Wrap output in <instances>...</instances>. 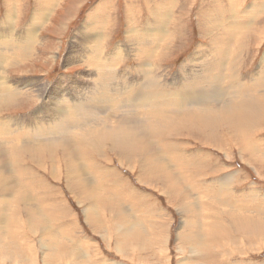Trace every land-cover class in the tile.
<instances>
[{
    "label": "rangeland",
    "instance_id": "obj_1",
    "mask_svg": "<svg viewBox=\"0 0 264 264\" xmlns=\"http://www.w3.org/2000/svg\"><path fill=\"white\" fill-rule=\"evenodd\" d=\"M109 1L113 3L114 7L106 6L108 11H106L105 17L108 15L110 21L115 24L112 25V32L111 27L103 32L106 37L111 33L106 45L108 52L127 40L129 26V21L126 18L127 5L137 9L134 18L135 28L136 24L144 25V28L146 23L154 24L153 19L146 13L145 8L148 7L146 0H62L57 7L58 10L50 16L47 26L38 33L42 39V45L37 47L36 58L32 60L33 63H27L17 69H10L9 76L12 79L27 77L31 82L22 81L23 85L28 83L32 85V88L37 84L40 87L52 88L59 79H76L75 77L80 75L82 71H86L87 66L81 62L68 64V66L64 65L68 48L76 40L80 30L90 28L89 20L98 10V7L106 2L109 3ZM216 1L195 0L194 5L190 6L185 0H179L178 7L173 8L171 6L170 12L168 6L165 8V11L171 14L168 30L179 42L170 50L166 58L157 60V64H162L161 70L158 72L164 75L162 83L172 89H175L174 84L171 85V82L174 81L173 78L181 72L185 65H190L188 67L190 69H196L190 84L194 83L195 80H203L204 77L210 75L211 78L208 79L207 84H210L211 88H215L218 86L217 83H214L217 78L216 74L225 75L223 73H227L228 76L232 77L235 81H233V85L239 86V88L237 90L231 89L229 97L226 93H222V97H218L217 100L215 98L217 102H209L207 107L217 109V104L222 106V102L225 101L231 102L233 105L244 103V107L253 108L250 113L253 122L248 128L254 132L256 138L253 137V140L257 142L259 147L255 159L245 151L238 150L239 146L237 147L225 140L229 132V136H236V125L232 124L228 127L220 122H214L211 124L212 128L209 127V134L212 136L215 134L218 138L224 139L222 141L224 146L220 150L203 145V139H191L190 137L194 136V132L178 131V125L183 121L179 116L191 114L199 109L178 111L171 114L133 115V117L125 113V109L119 108L118 113H114L113 109L110 113L103 110L102 116L94 117L90 122L84 124H74L70 130L65 132L70 136L77 133L81 137L87 132L96 131L100 137L94 146L97 144L101 147V139L105 138L103 133L111 131V129H106V125L111 126L116 121L128 122L136 119L141 124L153 127L152 131L157 133L158 144L162 145L163 152L170 156H165L164 159L168 164L166 169L170 170L168 168L175 164L176 167H172L173 169L180 167L190 175L191 183L195 187L193 193L190 192L191 199L185 203L184 201L179 203L180 197L169 198L166 190L169 191L170 181L165 184L163 177L156 178L140 172L135 161L125 159L120 164L117 151H110L109 147L104 144L105 147H101L99 152L92 153L90 150L85 153V159L84 155L80 156L83 161L74 160L79 165L76 166L78 169L87 168L88 161L94 163L96 166L91 170L104 177L108 175V181L112 183L104 184L102 182V187L106 190H103L104 195H100L96 181L91 178L89 194L91 198L103 205L102 209L100 208V216L103 220L102 226H100L95 224L97 216H95V220L92 219L94 222L90 219V222L87 220L88 216L85 215V210L88 206L79 203L81 192L69 187V185H74L72 181L74 174L69 164L70 160L67 161L58 157L59 161L54 159L51 162L49 153L46 152L43 155L41 151L33 152L32 155H20L18 160L0 159V199L3 200L0 201V212L14 216L11 220L10 231H8L12 237L11 240L18 232L15 239L19 241L22 248L21 255L15 256L16 259L2 260L0 257V264H57L58 261L56 260H59L60 264H184L186 259L190 260L189 264H264V238H257L259 235L244 237L248 234L240 236L242 228L264 232V123L261 122V118L264 116V107H262L264 101L251 103L253 98L264 97V85L255 88L253 84L255 76L262 71L264 72V35L263 32L260 37L257 36V32L254 37L251 35L254 20V24L258 21L256 27H264V15H259L261 12L255 8L252 10L253 4H260L261 0H239L238 8L240 9L238 12L241 17L238 19L240 28L231 30L230 27L235 25L236 19H233L231 13L228 14L227 12L225 15L224 11H220V8L216 10ZM38 2L39 0H15L14 8L19 21L14 25L16 29H21L22 26L27 25L30 16L37 8ZM159 2L162 3L164 0ZM220 2L223 7L228 6L227 0H220ZM5 5V0H0V24L3 22L4 16L7 15ZM259 6L262 8V3ZM189 7H191L190 10ZM262 10L264 12V9ZM69 15L70 21L74 20L72 23L62 21ZM256 17H258L257 20ZM208 22L213 28V34H208L206 37L207 30H210ZM256 30L257 28H255ZM136 31L140 37H144L140 34L139 29ZM231 32L235 33L233 38L228 35ZM129 40L128 38L129 45H132L129 51L132 52H130L131 54H135L129 55L127 53L126 57L130 56L135 61L138 57V53L134 52L136 45ZM219 48H225V52H230V57L227 55L226 57L232 59L233 65H236L231 67L229 72L217 71L209 67L208 62L213 63L215 61L214 58ZM48 49L51 57L50 65L40 61L34 62L37 58L42 60L43 58L40 56L44 50L48 51ZM198 51H212V53L205 57L200 53L197 54ZM100 60L107 61L108 59L102 56ZM219 60L220 58L216 62ZM125 62L119 65L123 71L129 66H133L131 61ZM25 71L26 73H24ZM65 83L70 87L68 82ZM182 86V83L177 85V87L183 88ZM65 89L66 86H63L62 90ZM81 91L83 89L79 88L76 93H81ZM30 99L29 95L21 96L19 94L17 101L20 104L16 108H11L8 111H4L2 108L1 111L6 120L12 124L15 122L23 124L29 119L40 122L38 110L44 99H40V101H31ZM211 99L213 100V98ZM80 102L81 100L72 96V100H66L61 106L64 110L67 106H76ZM258 106L260 109H257ZM48 108L44 105V109ZM210 109L209 111L212 113ZM217 110L216 113L211 114V122L214 120L213 116H219L220 111ZM137 111L142 114L155 112L147 108L141 100L138 103ZM55 114L57 111L54 114L42 115L45 121L52 122V124L45 126L48 132L39 134L42 138H57L53 135L59 131L53 128V124L55 120L59 119V116ZM254 127L256 129H253ZM130 129L134 132V126ZM110 133L114 134V132ZM32 140L34 141V139ZM0 146L4 147L3 145ZM23 146H6L4 148L18 149ZM90 148L92 149V147ZM64 150V146L56 147L59 154ZM177 162L181 163H178L179 167ZM251 163L253 167L252 165L249 166ZM54 165L55 170L60 175L53 174ZM90 175L93 177L92 173ZM22 181H25L23 183L25 190L20 186ZM153 183L154 185H152ZM107 190L119 195L118 204L111 202V198L116 197V195L110 194ZM214 194H217L218 197L215 198ZM120 201L124 204H122L125 206L124 209L127 207L125 211L129 214L126 216L131 215L126 217L131 220L130 223L139 221L142 223V225H132L134 227L132 231L119 233V235H126L127 237L128 252L124 248L126 251L124 255L118 250L120 243H117L115 227L112 231L114 238L111 237L110 233L113 226L111 220L114 219V215L119 222L128 223V220H124L121 213L123 207ZM85 202L87 203L86 200ZM130 209L133 210L131 212L133 214L130 213ZM50 221L51 223H47ZM56 221L58 223H55ZM66 223L69 225L67 226ZM64 226L65 228H63ZM50 231L52 234L57 232L54 234V237L57 238L52 239ZM129 235L133 236L131 237L132 240ZM104 236H108L109 239L106 240ZM199 238L204 239L205 241L202 240L204 243H201ZM54 241H58V243H53ZM49 242L54 246L56 253L54 257L49 256L50 252L48 253V250L46 251L42 247L44 243L48 245ZM63 245L64 248H62ZM147 246L151 247L150 250ZM192 248L194 250L202 248L203 255L207 253L208 256L202 258L197 254L190 256ZM182 250L185 254L181 252ZM77 253L83 254L84 261L82 258L77 259L75 257ZM85 255L88 258H85Z\"/></svg>",
    "mask_w": 264,
    "mask_h": 264
},
{
    "label": "bare ground",
    "instance_id": "obj_2",
    "mask_svg": "<svg viewBox=\"0 0 264 264\" xmlns=\"http://www.w3.org/2000/svg\"><path fill=\"white\" fill-rule=\"evenodd\" d=\"M61 1L62 0H39L37 8L35 12L33 11L34 13H32V16H30V20L29 22H27V25L22 26L21 29H16V26L14 25L19 21L16 17V11L14 8L15 0H5L7 15L4 16V20L0 24V145H3L4 147L23 146L21 144L23 143L27 146H23L18 149H6L0 146V159L9 161L11 159L18 160L20 155H32L33 152L41 151L43 155H45L46 152L49 153L51 162H53L54 159L55 161H59L58 157L63 158L67 161L70 160L69 164L74 174L72 181L75 186L69 185V187L73 190H79L81 192L79 195L85 198L82 199L80 197L79 203L86 204V207L88 206V208L85 210V215L88 216L87 220L90 222V220L92 219L95 220V216H97V221L95 224H99L100 226H102L103 221L102 217L100 216V208L102 209L103 205L97 200L91 198V195L89 194V188L92 178L96 181V186L100 190V195H104L103 190L106 189L102 187V182H104V184L110 183L108 181V175L104 177L98 172L91 170L96 165L90 161H88L86 164L87 168L84 167L83 169H78L76 166L79 165L74 162L75 159L82 160L80 157L82 155H84L85 159V153L90 150L92 153H95L96 151L99 152V150H101V147L108 146L110 151H117V156L119 158L120 164L125 159L135 161L140 168V172L148 174L149 176L152 175L156 178L163 177V183L165 182V184H167V181H170L171 183L168 187L169 191L166 190L167 196L169 198L180 197L179 203H181L182 201H184L185 203L186 201L190 200L191 193H193V189H195L194 184L191 183L190 175L187 174L185 170L180 169L178 164L180 162H177L179 169L172 168L174 166L176 167L174 163V166L168 168L170 170L166 169V166L168 167V164L164 159L167 155L163 152V146L159 145L157 142V133H154L152 131L153 127H148L144 124H141L139 120L134 119L128 122L116 121L115 124L111 126L106 125V129H111V131L103 133V136L105 138L101 139V147H99L97 144L94 146V144L100 137L99 133L96 131L87 132L81 137H79V134L77 133H74L72 136H70L65 132L70 130L74 126V124H84L90 122L94 117L102 116L104 111L110 113L113 109L114 113H118L120 111L119 108L122 110L125 109V113L132 115L131 117H133V115L147 116L156 113L171 114L178 111L199 109L191 114L179 116L183 121L178 125V131H186L188 133L194 132L195 134L193 137H190L191 139H203V145L208 146L209 148L214 147L220 150L221 147L223 148L224 146L222 144V141H224V139L218 138L215 134L214 136H212V134H209L208 130L212 128L211 124H213L214 122H220L221 124L227 125L228 127H230L229 125L232 124L234 126L236 125V136H229L230 132H227L228 135L225 137V140H228L231 144L237 147L239 146L238 150L245 151V153L255 159L256 151L259 149V147L257 142L253 140L254 132L251 131L250 128H248L251 127V124L253 122L252 114H250L253 108L251 109L244 107V103L233 105L231 102L223 101L222 106H220L219 104H217L216 106L220 111L219 116H213L214 120L211 122V114L216 113V111L218 110L214 109L215 107L211 109L208 108L207 104L209 102L216 101L218 97H222V93H226L227 97H229V91L231 89L237 90V88H239V86L235 87L233 85L235 81L232 79V77L228 76L227 73H223L225 75H222L221 73L216 74L217 78L214 83H217L218 86H216L215 88H211L210 84H207L208 79L211 78L210 75H208V77H204L203 80H195L194 83L190 84V82H192L193 80L192 76L194 77L193 74L196 72V69H190L188 68L190 65H185L184 67H182L181 72L175 78H173L174 81L171 82V85L174 84L175 89L169 88L162 83V77H164V75L158 72L161 70L162 64H157L156 62L158 59L162 60L166 58L170 53V50L179 42V40H175V38L170 34L168 30V23L171 18V14L169 13L171 11V6L173 8H177L179 0H176L175 2L174 0H164V2L162 3L159 2L160 0H146L148 3V7L146 6L145 10L146 13L149 14L150 18L153 19L154 24L151 25L150 23H146L145 21V28L143 27L144 25L141 24H136L135 28L134 18L135 11L137 9L131 7L130 5H127L126 18L128 19L127 21H129L127 32L128 36L126 38L127 40L125 43L121 42L122 44L115 46L114 50H112L111 52H108L106 49L107 41L110 39L111 33H109V36L106 37L103 35V32H105L108 27H111V32L113 30L112 25H114L115 23H112L110 21L108 15L105 17V13L106 11H108V7H114V5L111 1H109V3L106 2L104 5H100L98 7V10H96L94 15L89 20L90 28H84L77 33L76 40L72 44H70L64 58V65L68 66V64L72 65L81 62L87 66L86 71H82L80 75L76 76V79L73 80L59 79L57 83L52 86V88L48 86L40 87L38 86V84L34 86V88H32V85L28 83L23 85L22 81L31 82V80H28L27 77L12 79L9 76L10 69H17L18 67H22L27 63H33L32 60L36 58L35 53L37 52V47L42 45V39H40V35H38V33H40L41 29L47 26L50 16L56 10H58L57 7ZM185 1L189 3L190 6L194 5L195 2V0ZM227 1L228 6L223 7L220 0H217L216 10L220 8V11H224L225 15L227 14V12L228 14L231 13L233 19L236 20L235 25L231 26L230 28H232L231 30H238L240 28V21L238 18L241 17V15L239 16L238 12V10L240 9L238 8L239 0ZM261 3L262 8L259 6L261 5ZM261 3H254L252 6V10L255 8L258 12H261V14L259 15H264V12L262 10L264 9V0H261ZM167 6L169 7L168 9H170L169 12L165 11V8H167ZM190 8L191 7H189V10ZM69 17L70 15L68 16V18H65L66 20L63 18L62 21L69 22ZM131 19H133V21L130 22ZM257 19L258 17H256V20ZM73 21L74 20H71L70 23H72ZM254 22L255 20L253 21V28L251 30L252 37H254L256 32L258 33L257 36L259 37L262 32L264 35V31H262L264 27H256L258 21L256 22V24H254ZM208 23V27L210 28V30H207L206 37H208V34H213V28L210 22ZM255 28H257L256 31ZM136 29H139L140 34L144 37H140ZM234 34V32H231L228 35L230 38H233ZM128 38L136 45L134 52H136V54L138 53V57L135 61L134 58L132 59V57L130 56L126 57L127 53H129V55L132 53L131 51H129V48H131L132 45H129ZM175 49L173 50V52L175 51ZM225 50V48H219L217 50L216 56L214 58L215 61L213 60V63L210 61L208 62L210 69H215L217 71L225 70L226 72H229L231 67L236 66L235 64L233 65L234 62L232 61V59L226 57V55L230 57V52H225ZM49 53V49L48 51L44 50L43 54L40 56L43 59L39 60L37 58V60H35L34 62L40 61L44 64L50 65L51 57L49 56ZM199 53L205 55L206 57L208 54L212 53V51H198L197 54ZM102 56L106 57L108 60H100ZM219 58V62H216V60H218ZM125 61H131L133 63V66H129L125 71H123L121 68H119V65L121 63H126ZM115 64H117L118 66L116 65L115 67ZM205 67L207 66L205 65ZM7 69L8 72H6ZM106 71L108 72L107 74ZM24 73H26V71ZM65 82H68L70 84V87L67 86ZM181 83L183 85V88L177 87V85ZM253 84L255 88L264 85L263 71L255 76ZM63 86H66L65 90H62ZM79 88H82L83 91H81V93H76L77 89ZM19 94L21 96H23L24 94L29 95L31 101H40V99H44V102H41V107L38 110V117L40 119V122L32 121L29 119L24 121L23 124H17V122L12 124L10 121L6 120V117L1 110L3 108L4 111H8L11 108H16L20 104L17 101ZM72 96L81 100V102L76 106L69 105L63 110L61 104L66 100H72ZM211 98H213V100ZM258 99H251V103L260 102L261 100L264 101V97ZM140 100L146 105L147 108L155 112H151L150 114L139 113L137 111V107ZM44 105L49 108L44 109ZM262 107H264V105ZM209 109L212 111V113L209 111ZM257 109H260V107L258 106ZM56 111L57 114L55 115H58L59 119L55 120L53 128L58 129L59 133L54 134L53 136L57 138H42L39 134L48 132V129L45 126L52 124V122L45 121L42 115L47 113L54 114ZM261 122L264 123V116L261 118ZM133 126L134 132L132 131V129H130V127ZM245 128L248 129L245 130ZM253 129L256 128L254 127ZM110 132H114V134H111ZM254 138H256V136ZM32 139H34V141ZM57 146H64L65 150L62 151L61 154H59V152L56 151ZM90 147H92V149ZM250 165H252L253 167L252 163L249 164V166ZM52 171H54V175H60V173L55 170V165L54 168H52ZM89 172L92 173L93 177ZM24 182L25 181H22V184L20 185L23 190L26 189L23 186ZM224 183L226 184V182ZM152 185H154V183ZM222 186L224 187V185ZM107 191L110 194L116 195L114 192H110V190ZM118 196L119 195H116V197H112L111 202L118 204ZM213 196H215V198L218 197L217 194H214ZM85 200L87 201V203L85 202ZM0 201L3 200L0 199ZM120 203L123 207V211L121 213L124 216V220H128V218H126L128 215L126 216V214H129V212L127 213L125 211L127 207L124 209V204L121 201ZM129 211L130 213L133 212L132 209H130ZM12 217L14 216L10 214H2V212H0V257L2 260L9 258L16 259L18 255H21V245L19 241H16L15 239V237L18 236V232L15 233L13 240H11L12 237L9 232L11 228ZM130 221L131 220H128L127 224L123 223L124 221L119 222L118 220H116L115 215L114 219L111 220L113 224L110 231L111 237L114 238V236L112 235V231L115 227L117 243H120V247L118 250L120 252H123V255L125 254L124 252H128L126 240L127 237L126 235H119V233L132 231V229H134L132 225H142L140 221L132 224L130 223ZM47 223H51V221ZM55 223L58 222L56 221ZM18 224H20V222H18ZM68 225L69 224H67V226ZM57 228L59 227L57 226ZM61 228L62 227H60V229ZM63 228H65V226ZM50 232L52 235L51 238L54 239L56 237H54V234H57V232H53L54 234H52V231ZM132 235H129V238L133 237ZM242 235H246L244 237H254L259 235L257 238H264V232L261 233V231H251L248 228H242L240 236ZM105 238L106 240L107 238L109 239L108 236H106ZM199 240L201 241V243H204L205 241L201 238H199ZM53 243H58V241H54ZM45 245L46 244L44 243L42 247H44L46 251L48 250V253L50 252L49 256L54 257L56 253L52 243L49 242L48 245ZM62 248H64V245ZM124 248H126V251H124ZM147 248L148 250H150L151 247L147 246ZM57 252L59 253V251ZM181 252L185 254L183 250ZM192 254H197L201 256V258L208 256L207 253H204L203 255L202 248L195 250L194 248H192L190 256H193ZM75 257H77V259H81L84 256L83 254L80 255L79 253H77V256ZM85 258L88 257L85 255ZM188 260L186 259V262H184V264H189L190 260ZM56 261H58L57 264L61 263L59 260Z\"/></svg>",
    "mask_w": 264,
    "mask_h": 264
}]
</instances>
